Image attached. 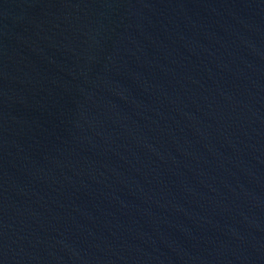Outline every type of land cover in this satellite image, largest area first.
Returning <instances> with one entry per match:
<instances>
[{"label":"water","instance_id":"obj_1","mask_svg":"<svg viewBox=\"0 0 264 264\" xmlns=\"http://www.w3.org/2000/svg\"><path fill=\"white\" fill-rule=\"evenodd\" d=\"M0 264H264V0H0Z\"/></svg>","mask_w":264,"mask_h":264}]
</instances>
